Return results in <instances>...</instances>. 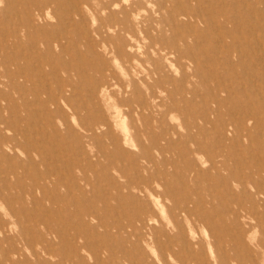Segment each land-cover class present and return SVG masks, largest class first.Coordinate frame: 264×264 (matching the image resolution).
<instances>
[{
  "label": "rangeland",
  "instance_id": "374dc122",
  "mask_svg": "<svg viewBox=\"0 0 264 264\" xmlns=\"http://www.w3.org/2000/svg\"><path fill=\"white\" fill-rule=\"evenodd\" d=\"M140 1L127 74L111 48L120 37L105 40L91 10L101 0H0V89L22 128L2 125L17 138L0 163V213L14 207L22 222L0 253L23 249L17 264H264V0ZM246 33L257 37L248 59L236 51ZM19 232L49 242L36 256Z\"/></svg>",
  "mask_w": 264,
  "mask_h": 264
},
{
  "label": "bare ground",
  "instance_id": "6f19581e",
  "mask_svg": "<svg viewBox=\"0 0 264 264\" xmlns=\"http://www.w3.org/2000/svg\"><path fill=\"white\" fill-rule=\"evenodd\" d=\"M101 2H102V4L100 5L99 10L97 8L94 9L92 7H91V10L96 11V13H98L101 10V12L103 13V17L105 18V20L102 23V25L99 27V30H100V33L103 34V37L105 40L110 39L112 35H114V36L116 35V36L120 37V40L115 45H112L111 48L113 49L114 52L116 51V53H118L119 55H124L126 57L125 62L121 66V69L124 71V73L128 74L131 71V69H133L135 67L133 62L131 61L132 57L130 56V52L132 51V49L136 48V46H137L136 43L139 42L138 41V38H139L138 33L139 32L136 31L133 23H134V19L139 18V16H138L139 13L137 11V7H139V5H141L142 1L134 0V2H131L129 0H101ZM120 2L123 4V7L119 8V9H115V7H118L120 5ZM124 4H126V6ZM39 10H40V8H39ZM42 11H43V9L41 10V12L38 11L39 16H42V13L44 14V12H42ZM131 16L132 17L135 16L133 18V20H132ZM139 22H142V21H139ZM141 32L146 33V35L148 33V31L145 30L144 27H143V29H141ZM253 38L257 39V37H254V36H253ZM253 38H252L251 34L246 33L245 35L242 36V38L240 40L239 39L237 40V42L239 44L236 47L237 55H239L240 57L242 55H244L245 58L248 57L249 54H248V51H247L245 45H248V43ZM107 44H109V43H107ZM148 46L155 48L152 42L148 43ZM2 52L3 51L0 49V57L3 59V57L1 56L3 54ZM1 58H0V65L2 64ZM157 69H159V68H157ZM241 70L243 71L244 74L247 73L244 68H241ZM26 71L29 73V70H26ZM159 71L160 70H158L156 73H158ZM2 72H4V71H2V68L0 66V74H2ZM28 73L26 76H25V73L22 74L23 76H20V75L19 76L22 78H26L28 76ZM227 75L233 76V73L227 71ZM235 76L236 75L234 73V77ZM8 77H9V74H8ZM236 79L241 80V76L240 75L237 76ZM9 81H10V85H13L10 77H9ZM232 81L233 80H231L230 82H227V78H224L221 81V87L223 88V90L227 91L231 96L237 93V91L231 90V88H233V84H234ZM245 82H246L245 80H242L241 84L244 85ZM247 83L249 84L248 86L251 87L250 85H252V83H250V82H247ZM7 84H8V82H7ZM149 89L151 90V93H153L152 95L156 96V93L154 92V90H152L151 88H149ZM7 101H8V99L6 97L5 91L0 89V163H1V165L6 158H9V160L11 158L9 156L10 153L9 154L6 153L4 148L8 147L9 149L13 150L16 146L14 141H16V138H17L16 134H12L10 136L7 135L4 132V128L2 127V125L7 127L8 129H14L16 131V133H17V131L20 132L19 131L20 129L22 130V128L15 123L14 112L9 110V104L7 103ZM218 102H221V100L219 99ZM245 106H247L248 109L253 108V109H251L252 112L250 113V115L249 114L244 115L245 117H247V119L253 120V117L251 116V114L253 112L259 110V107L254 105L253 101H251V99H249V97L246 100ZM55 108L57 109L58 105H56ZM24 110H27L26 107H24ZM27 113L29 114V116L25 120V122L31 117V113L29 111ZM255 115H258V114H255ZM25 118H22V119H25ZM22 119H21V123L23 122ZM191 128H193V127H188L189 130H191ZM70 191H72V190H70ZM8 200H9V198L7 197V195L4 194L3 192L2 193L0 192V208L1 209L2 208L4 209V204L7 203ZM43 204H45V203H43ZM15 212H17V211L14 210V207H11L4 214L0 213V250H1V245H3L6 241H10L13 239L14 233H15V232H13L14 228L17 227V224L20 225L22 222L19 216L17 218L18 213H15ZM19 214H21V213L19 212ZM7 217H9V218H7ZM19 231H21V228H19ZM44 231L46 232V234H48V236L52 235L51 229L47 228V226L44 227ZM36 233L42 234L39 231H37ZM17 234H19L20 240H23L22 242L25 245L30 246L29 248H30V250H32V254L36 255V256L38 253L37 250L39 248L36 250V247H34V244H39V245H42L43 247H45L49 242L45 238L35 239V240L30 241V240L24 239V237H22L21 234H23V233L19 232ZM229 237L233 238L234 236H233V234H230ZM213 242L216 243V240H214ZM184 246H186V250H185L184 254L188 253V256L193 257L197 261H198L199 256L201 259L200 253H198V255H197L195 253V250H190L189 246H187V244L185 242H184ZM2 251L3 252L0 253V264H4V262L5 261L7 262V260H10V264H17V261L20 258H22L23 256H25L24 250L18 249L14 245H13V248L10 249L11 252H9L8 254H7L6 247H3ZM5 254H6V258L3 257V255H5ZM14 254H16V255H14ZM12 255H13V257L10 259V257ZM234 255H235V253H234ZM235 257H237V256H235ZM185 259H187V256L182 257V260H185ZM235 261H237V260H235Z\"/></svg>",
  "mask_w": 264,
  "mask_h": 264
}]
</instances>
